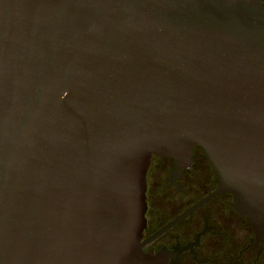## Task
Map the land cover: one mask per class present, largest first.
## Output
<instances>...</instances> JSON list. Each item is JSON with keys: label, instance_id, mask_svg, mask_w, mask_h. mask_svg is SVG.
<instances>
[{"label": "water", "instance_id": "95a60500", "mask_svg": "<svg viewBox=\"0 0 264 264\" xmlns=\"http://www.w3.org/2000/svg\"><path fill=\"white\" fill-rule=\"evenodd\" d=\"M199 145L264 235L261 0H0V264H152L151 153Z\"/></svg>", "mask_w": 264, "mask_h": 264}, {"label": "flooded vegetation", "instance_id": "af4514ba", "mask_svg": "<svg viewBox=\"0 0 264 264\" xmlns=\"http://www.w3.org/2000/svg\"><path fill=\"white\" fill-rule=\"evenodd\" d=\"M150 171L164 182V196L150 197ZM146 182V224L140 241L142 250L154 256L152 264H264V235L257 238L248 219L235 210L230 192L185 213L218 183L199 145L187 158L151 153Z\"/></svg>", "mask_w": 264, "mask_h": 264}, {"label": "rangeland", "instance_id": "374dc122", "mask_svg": "<svg viewBox=\"0 0 264 264\" xmlns=\"http://www.w3.org/2000/svg\"><path fill=\"white\" fill-rule=\"evenodd\" d=\"M149 194L152 199L164 196V192L161 190V186L163 187L164 182H159V179L154 178V174L152 171L149 172ZM159 182V183H158ZM162 191V192H161Z\"/></svg>", "mask_w": 264, "mask_h": 264}]
</instances>
